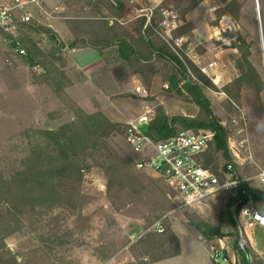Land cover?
<instances>
[{"label": "rangeland", "instance_id": "obj_1", "mask_svg": "<svg viewBox=\"0 0 264 264\" xmlns=\"http://www.w3.org/2000/svg\"><path fill=\"white\" fill-rule=\"evenodd\" d=\"M42 1L47 10L59 7L56 17L36 15L39 21L53 28L56 38L33 32L29 35L48 53L52 66L61 69L71 81L79 77V71H84L86 79L90 76L93 84L81 87L70 81L72 84L57 95L47 84L34 83L36 71L15 60L9 53L12 50L10 40L0 38V165L6 174L15 170L24 154L25 130L55 129L71 121L74 118L72 110L75 106L82 107V102L86 112L102 111L111 121L134 124L142 131H146L147 123L139 122V118L148 111V116L154 114L157 106L163 107L169 118L179 115L197 117L202 112L187 92L183 90L180 94L171 88L170 80L173 75L179 77V72L165 58H157L152 67L138 72L119 56L114 47L100 54L90 47L74 49L70 46L73 36L66 23L68 19L108 16L110 24L113 23L114 17L106 14L97 1ZM227 1L199 0L195 6L189 7V0H127L133 10L119 18L118 23L137 37L135 29L140 19H145L144 29L151 28L183 62L188 78L204 87L214 114L228 131L229 146L238 139L234 135V126L230 125L237 115L232 101L244 110L249 121L248 136L254 162L250 163L251 159L244 153L236 157L232 148L229 149L239 176L247 178L264 169V89L258 94L253 86L237 85L236 79L241 71L236 60L241 54L239 46L247 45L249 60L264 81L263 44L257 0H238L241 8L237 19L224 12ZM260 6L264 23L262 0ZM80 58L82 67L77 68L75 61ZM210 63H214L211 78L201 71ZM52 72L54 76L58 70ZM203 78L210 84H206ZM60 82L65 84L66 80L61 77ZM129 120L133 121L126 122ZM176 128L177 132L186 130L179 124ZM108 142L112 154L120 162L128 165L132 161L136 167L139 156L126 142L125 130L113 133ZM100 154V151L96 152L82 162L81 197L74 210L66 206L43 211L6 238L5 244L18 264H109L108 261L123 251L144 256L148 261L153 256L175 254L174 230H178L180 238L187 241L189 229L195 228L189 222L191 218L202 217L213 224L218 223L229 194L220 193L205 203L185 206L158 173L138 168L135 169L148 191L139 192V195L127 191L109 194L105 177V166L109 161ZM217 160L219 170L228 162L221 153ZM252 186L264 190V183ZM161 192L172 204L169 209H165L168 203ZM252 201L264 213V200ZM158 220H162L166 228L162 233L153 229ZM249 234L254 242L248 245L254 251L251 260L255 264H264V230L257 227ZM223 241L229 246L230 264H234V251L227 238ZM178 258L159 264L176 263ZM199 258L203 264V257ZM189 260L193 259L185 253L183 264H191Z\"/></svg>", "mask_w": 264, "mask_h": 264}, {"label": "trees", "instance_id": "obj_2", "mask_svg": "<svg viewBox=\"0 0 264 264\" xmlns=\"http://www.w3.org/2000/svg\"><path fill=\"white\" fill-rule=\"evenodd\" d=\"M95 1L106 11V14L114 17L113 23L110 24L108 16L68 19L66 23L73 36L70 46L74 49L90 47L99 51L100 54L114 47L119 56L129 65L136 67L138 72L152 67L159 57L173 63L177 67L179 77L172 76L171 88L180 94L183 90L187 92L202 112L197 117L179 115L169 118L163 107L157 106L147 122L146 134L154 140H163L177 133L176 124L188 131L212 129L215 134L204 154V166L219 174L217 159L218 154L221 153L222 157L236 166L232 172V178L239 176L235 159L229 149L228 131L214 114L211 103L205 95L204 87L188 78V72L183 62L160 37L154 34L151 28L144 29V18L140 19L139 25L135 29L137 37L123 29L118 23V19L133 10V7L127 4V0ZM198 1L189 0V7L195 6ZM240 8L238 0H228L224 12L237 19ZM99 9L101 10V8ZM29 32L47 34L52 39L56 38L50 25L38 23L35 20L21 23L15 34H1L6 41L10 39L8 43L12 50L9 53L15 57V60L33 72L36 71L34 67L41 69L34 72V83L47 84L55 94L60 95L63 88L72 84V81L61 69L52 66V61H48V53L36 44ZM61 43L59 42V44ZM20 50L24 52L20 53ZM239 50L241 54L236 62L241 73L236 79V83L239 86L243 84L253 86L260 94L264 89V81L249 60V48L247 45L241 44ZM54 69L58 72H55L53 76ZM61 77L66 80L65 84L60 82ZM203 80L206 84H210L206 78ZM231 92L230 90L229 93ZM72 111L74 118L55 129L25 130V150L17 162L15 170L6 174L0 165V264H18L15 256L7 248L5 240L11 234L19 231L25 222L33 218L34 215L42 214L43 211H49L56 207L69 206L71 210L76 208V201L81 197L79 185L84 175L82 162L96 152L100 151L102 158L109 161L105 166L109 194L115 192L120 194L127 191L130 194L139 195V192L146 189L148 191L132 161L128 165H126L127 162H120L118 157L112 154V148L108 142V138L113 133L125 130L129 124L113 122L102 111L86 112L81 106H75ZM104 163L106 162L104 161ZM250 192L264 194L263 189L253 187L249 181H243L236 188L223 192V194H229V199L223 206L217 224L202 217L191 218L189 221L208 241L227 238L236 256L234 264H255L250 257L254 252L253 249L240 247L236 225V217L241 206L250 200H261L251 197ZM161 194L165 202L168 203L165 209L172 207L166 196L162 192ZM151 196L154 197V194ZM233 207L235 208L233 209ZM174 239L177 242L175 252L177 254L179 242L177 237ZM225 255L229 258L226 251ZM167 256L169 255L153 256L152 261Z\"/></svg>", "mask_w": 264, "mask_h": 264}, {"label": "built area", "instance_id": "obj_3", "mask_svg": "<svg viewBox=\"0 0 264 264\" xmlns=\"http://www.w3.org/2000/svg\"><path fill=\"white\" fill-rule=\"evenodd\" d=\"M58 11V6L50 10L45 9L42 0H0V38L1 33L15 34L21 23L33 20L40 23L36 16L38 13L52 18L56 17ZM23 52L20 50V53ZM213 66L214 63L204 66L201 68L202 73L211 78ZM34 70L41 69L34 67ZM232 104L237 115L231 120L230 125L234 126V135L238 139L234 140L235 143L229 148H232L236 157H240L242 153L248 155V159H251L249 162L253 163L248 136L249 121L244 110L233 101ZM147 114L149 111L139 118V122L147 123L150 118ZM214 134L215 131L212 129L181 130L166 139L154 140L146 131L138 129L134 124L125 129L126 142L133 153L139 156L135 162L136 168L158 173L185 206L205 203L220 193L236 188L243 181H251L250 185L264 183V169L247 178L241 176L232 178V172L236 169L233 163L226 162L220 168L219 174L205 167L204 154ZM236 225L240 247L247 249L250 244L249 232L257 227H264V213L252 201H247L240 208ZM153 229L159 233L164 232L163 221H155ZM212 258L216 264H230L225 252L216 246L212 247Z\"/></svg>", "mask_w": 264, "mask_h": 264}, {"label": "crops", "instance_id": "obj_4", "mask_svg": "<svg viewBox=\"0 0 264 264\" xmlns=\"http://www.w3.org/2000/svg\"><path fill=\"white\" fill-rule=\"evenodd\" d=\"M262 2L264 3V0H262ZM259 4H260V0H259ZM260 13H261V6H260ZM262 17V16H261ZM262 26H263V32H264V23L262 20ZM102 60V59H101ZM81 58L78 59L77 62V68H81L82 66L79 65V62L81 63ZM81 66V67H80ZM84 71H79V77L78 78H72V82L77 83L75 84V86H90L93 84L92 79L90 78V76L88 77V80L86 79L87 76H85L84 74H86ZM87 80V81H86ZM82 104V108L84 109V105L83 102ZM86 110V109H85ZM88 110V109H87ZM133 120H129L126 122H132ZM262 188V187H260ZM252 201V200H250ZM253 202V201H252ZM259 229L264 230V227H258ZM191 231V232H190ZM175 236L178 238V242H179V252L177 254H173L170 256H167L165 258H158L157 260H148L147 258L144 256H138L135 255L133 253H131V251H123L119 252L121 253L117 255H115L109 262V264H127L128 262L131 263H136V261H139V263L142 264H159L161 262L167 261L169 259H174L177 258L176 263H172V264H183V257L185 255V253L188 254L189 258H192L193 260H189L190 263L192 264H200L201 262V258H199V256L203 257V264H216L213 261L212 258V247L216 246L217 248L221 249L223 252H227L229 254V246L226 245L223 241V239H216L214 241H208L206 240L197 229H189L188 235H187V241H183L180 236L178 235V230H174ZM249 238H250V245H253V239L252 237H250L249 234ZM231 257V256H230ZM231 260V258H230Z\"/></svg>", "mask_w": 264, "mask_h": 264}, {"label": "water", "instance_id": "obj_5", "mask_svg": "<svg viewBox=\"0 0 264 264\" xmlns=\"http://www.w3.org/2000/svg\"><path fill=\"white\" fill-rule=\"evenodd\" d=\"M256 10H257V13H258V16H259V25H260V30H261V40H262V44H263V53H264V42H263L264 41V32H262V17H261V13H260L258 0H257ZM249 195L251 197L260 198L261 200H264V194L250 192Z\"/></svg>", "mask_w": 264, "mask_h": 264}]
</instances>
